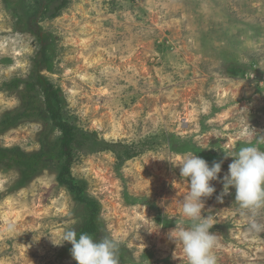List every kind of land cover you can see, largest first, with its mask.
Returning <instances> with one entry per match:
<instances>
[{"label": "rangeland", "instance_id": "374dc122", "mask_svg": "<svg viewBox=\"0 0 264 264\" xmlns=\"http://www.w3.org/2000/svg\"><path fill=\"white\" fill-rule=\"evenodd\" d=\"M67 1L57 18L55 6L40 15L53 55L41 74L62 91L60 119L84 135L71 174L101 205L102 236L119 241V264H187L168 233L191 225L181 208L188 181L176 167L189 152L222 161L203 209L217 264H264V230H249L235 189L217 200L234 159L226 154L264 136V0ZM37 9V0H0V147L26 153L41 149L42 136H61L42 93L36 117L2 125L25 108L22 82L40 44L21 21ZM15 80L19 88L9 87ZM58 171L51 163L23 180L0 168V264H77L70 243L52 242L85 215ZM256 220L264 223V209Z\"/></svg>", "mask_w": 264, "mask_h": 264}, {"label": "clouds", "instance_id": "9594fccd", "mask_svg": "<svg viewBox=\"0 0 264 264\" xmlns=\"http://www.w3.org/2000/svg\"><path fill=\"white\" fill-rule=\"evenodd\" d=\"M264 136L257 135L255 143H248L233 155L226 154L225 158L232 157L229 171L223 177V192L217 196L223 202V196L229 195L235 189V202L244 214L249 216V230L259 232L264 230V223L256 220L257 215L264 209ZM180 176L186 178L189 185L188 194L181 201L183 217L191 221L190 227H179L168 233L169 239L183 247L187 264H217V257L213 253L216 234L211 232L213 225L210 216L203 215L205 198H210L216 192L211 184L220 180L222 161H213L211 166L196 153H186L179 159ZM62 246L70 243L71 256L77 264H119L117 251L119 241L112 236H105L96 241L90 234L80 233L75 229L65 230Z\"/></svg>", "mask_w": 264, "mask_h": 264}, {"label": "trees", "instance_id": "16d2710c", "mask_svg": "<svg viewBox=\"0 0 264 264\" xmlns=\"http://www.w3.org/2000/svg\"><path fill=\"white\" fill-rule=\"evenodd\" d=\"M9 2L10 0H4ZM38 9L27 21L24 22L26 30L34 35L39 44V58L35 61V69L33 75L28 81H24L25 88L20 92V99L25 104L22 113L8 114L4 117L2 125L9 126L14 121L20 119H30L36 117L39 112V104L37 95L42 93L44 98L45 110L51 115L53 125L56 126L61 136L55 143H48L45 139H41L42 147L34 153L23 152L20 148H1L0 147V168L5 171L18 169L22 172L23 180L34 177L42 169L48 167L49 164H55L58 168V182L66 186L68 190L75 196V199L85 207L84 222L76 231L80 233L90 234L94 240L99 241L103 238L104 233L103 221L101 218V205L98 201L90 199L85 194V183L75 180L71 174V168L76 156V149L79 144L78 139L81 135L78 128L68 121L61 120L58 105L64 101L62 99L61 89L55 88L50 81L44 77L41 72L47 70L50 72L53 65L52 55V36L44 33L40 25V15L45 12L49 15L52 6H55L51 18H57L60 13L67 7V0H37ZM18 80L9 84L11 88H19ZM40 86V87H39ZM82 144V143H81ZM116 149V146H114ZM127 158H131V152L126 150ZM72 248V246H71Z\"/></svg>", "mask_w": 264, "mask_h": 264}]
</instances>
